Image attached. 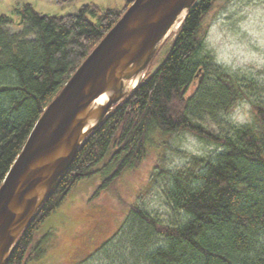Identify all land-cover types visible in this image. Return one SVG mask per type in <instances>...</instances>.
<instances>
[{
    "label": "trees",
    "instance_id": "trees-1",
    "mask_svg": "<svg viewBox=\"0 0 264 264\" xmlns=\"http://www.w3.org/2000/svg\"><path fill=\"white\" fill-rule=\"evenodd\" d=\"M132 1L122 8L90 2L60 15L25 2L17 9V32L9 31L11 18L0 15V184L43 110ZM213 2L196 0L187 9L163 62L151 74L146 70L88 133L5 264H26L45 253L46 235L34 241L35 231L77 181L100 172L104 188L141 162L154 132L179 130L222 150L193 155L185 167L167 171L165 195L184 214L180 223H164L129 205L132 225L163 237L146 252L148 263L264 264V98L251 105L253 123L234 127L232 135L213 133L200 122L229 111L252 88L202 53V21Z\"/></svg>",
    "mask_w": 264,
    "mask_h": 264
},
{
    "label": "rangeland",
    "instance_id": "rangeland-1",
    "mask_svg": "<svg viewBox=\"0 0 264 264\" xmlns=\"http://www.w3.org/2000/svg\"><path fill=\"white\" fill-rule=\"evenodd\" d=\"M25 2L43 14L73 12L83 4L122 8L126 0H0V15L11 18L9 31L20 29L17 9ZM206 29L202 53L234 73L248 94L227 112L200 122L209 131L232 135L234 127L253 123L251 105L264 98V0H214L203 17ZM178 27L173 28L152 58L147 72L163 62ZM32 37V35L30 36ZM147 152L134 168L125 169L106 187L100 172L77 181L62 202L40 224L34 241L45 236V253L26 264H149L146 252L163 240L148 227L129 221V205L137 204L164 223H180L184 214L166 199L167 171L185 167L191 156H213L222 146L189 131L152 134ZM100 165V164H99Z\"/></svg>",
    "mask_w": 264,
    "mask_h": 264
},
{
    "label": "water",
    "instance_id": "water-1",
    "mask_svg": "<svg viewBox=\"0 0 264 264\" xmlns=\"http://www.w3.org/2000/svg\"><path fill=\"white\" fill-rule=\"evenodd\" d=\"M195 1L133 0L43 110L0 184V264L85 137L142 80Z\"/></svg>",
    "mask_w": 264,
    "mask_h": 264
},
{
    "label": "bare ground",
    "instance_id": "bare-ground-1",
    "mask_svg": "<svg viewBox=\"0 0 264 264\" xmlns=\"http://www.w3.org/2000/svg\"><path fill=\"white\" fill-rule=\"evenodd\" d=\"M178 25H179V22L175 23V24L173 25V27L171 28V30H172L173 28H175V27H178ZM171 30H170V31H171ZM139 76H140V75H139ZM139 76L136 77V79L133 81V83H136V82H137ZM106 96H108L107 93L99 94V95L95 98V101H96L97 103H101V102L103 101V99H104Z\"/></svg>",
    "mask_w": 264,
    "mask_h": 264
}]
</instances>
